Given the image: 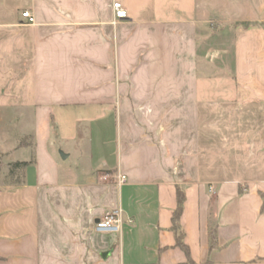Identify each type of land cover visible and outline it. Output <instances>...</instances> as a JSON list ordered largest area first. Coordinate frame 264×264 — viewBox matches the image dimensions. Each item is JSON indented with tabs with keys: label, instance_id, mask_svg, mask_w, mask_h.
I'll return each instance as SVG.
<instances>
[{
	"label": "crops",
	"instance_id": "obj_1",
	"mask_svg": "<svg viewBox=\"0 0 264 264\" xmlns=\"http://www.w3.org/2000/svg\"><path fill=\"white\" fill-rule=\"evenodd\" d=\"M0 168V264H188L177 187L190 264H264V0H0Z\"/></svg>",
	"mask_w": 264,
	"mask_h": 264
},
{
	"label": "trees",
	"instance_id": "obj_2",
	"mask_svg": "<svg viewBox=\"0 0 264 264\" xmlns=\"http://www.w3.org/2000/svg\"><path fill=\"white\" fill-rule=\"evenodd\" d=\"M28 164L29 163H26V162H16V163L9 164L8 176L12 178L16 177L15 180L17 183H19L20 182L19 177L21 173L23 172V170L28 166ZM262 198L264 200V196H262ZM184 200H185V196H184L183 191L177 187L176 188V208L173 211L172 216H171L170 231L174 235V239H175L174 246L179 248L184 253V255L186 256V260H187L186 263L190 264L192 263V261L190 259L189 249L184 243V232L180 225V217H181L182 210H183ZM214 241H215L214 235L211 234V243H210L211 247L214 246Z\"/></svg>",
	"mask_w": 264,
	"mask_h": 264
},
{
	"label": "built area",
	"instance_id": "obj_3",
	"mask_svg": "<svg viewBox=\"0 0 264 264\" xmlns=\"http://www.w3.org/2000/svg\"><path fill=\"white\" fill-rule=\"evenodd\" d=\"M113 9V21L112 24L116 25L118 22L127 18V11L122 6L121 3L115 2L112 5ZM22 19L24 22L22 25L30 26L34 25V17L31 15L29 11H23L21 13ZM125 181V177L121 176L119 178V182L123 183ZM122 224V213L120 210H114L107 214H105L102 218L98 219L94 224V230L100 233L106 232H117L120 229Z\"/></svg>",
	"mask_w": 264,
	"mask_h": 264
},
{
	"label": "rangeland",
	"instance_id": "obj_4",
	"mask_svg": "<svg viewBox=\"0 0 264 264\" xmlns=\"http://www.w3.org/2000/svg\"><path fill=\"white\" fill-rule=\"evenodd\" d=\"M4 172H3V170H2V168H0V179H3V174Z\"/></svg>",
	"mask_w": 264,
	"mask_h": 264
},
{
	"label": "water",
	"instance_id": "obj_5",
	"mask_svg": "<svg viewBox=\"0 0 264 264\" xmlns=\"http://www.w3.org/2000/svg\"><path fill=\"white\" fill-rule=\"evenodd\" d=\"M106 257V255H102V258H105Z\"/></svg>",
	"mask_w": 264,
	"mask_h": 264
}]
</instances>
